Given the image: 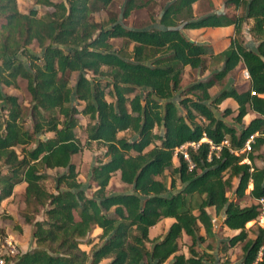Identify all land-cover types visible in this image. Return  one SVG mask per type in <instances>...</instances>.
Listing matches in <instances>:
<instances>
[{
  "label": "trees",
  "instance_id": "obj_1",
  "mask_svg": "<svg viewBox=\"0 0 264 264\" xmlns=\"http://www.w3.org/2000/svg\"><path fill=\"white\" fill-rule=\"evenodd\" d=\"M34 1L51 11L45 17L36 16L35 9L24 14L15 0H0V202L24 182V209L32 214L40 209L43 218L23 215L31 225L34 247L4 256L3 264H99L102 259H108L104 264H212L215 255L207 252L208 246L199 249L213 234L208 208L222 214L221 226L237 231L222 241L219 251L242 242L239 264H264V227L257 226L253 238L247 237L245 227L259 216L264 220V163H254L264 148V0H223L233 10L241 7L242 14L198 17L192 4L199 0H170L156 21L150 18L155 21L150 28L126 27L114 16L102 24L90 19L112 0ZM144 5L125 0L121 18ZM246 21L255 46H245L238 38ZM229 25L233 36L217 54L181 32ZM110 39L122 44L114 48ZM32 42L39 54L28 50ZM204 56L221 66L205 80L182 88L183 68H199ZM238 63L248 75L246 89L228 86L211 96L208 89ZM72 72L77 75L70 86ZM87 72L93 76L87 78ZM95 75L108 80L101 83ZM17 78L25 81L29 95L30 128L24 127L17 97L2 91L15 87ZM225 98L237 105L230 119L238 127L225 120L229 108L218 110ZM248 109L258 116L244 124ZM77 115L91 121L84 128L86 142L105 148L106 160L90 168L88 185L94 190L89 196L71 161L82 149L74 132ZM127 130L131 138L117 136ZM47 132L52 135L43 136ZM254 133L250 150L239 153ZM191 142L196 146L187 144ZM244 158L248 162H241ZM46 169H63L55 176V192L42 184ZM167 169L178 188L174 179L167 185L158 178ZM114 173L130 187L127 191L105 192ZM229 191L234 200L228 198ZM246 196L253 202L241 206L236 200ZM163 218L173 221L162 237L146 246L151 241L148 229ZM95 228L96 236L83 242ZM182 234L189 239L187 255L176 253ZM81 244L91 248L83 250Z\"/></svg>",
  "mask_w": 264,
  "mask_h": 264
},
{
  "label": "rangeland",
  "instance_id": "obj_2",
  "mask_svg": "<svg viewBox=\"0 0 264 264\" xmlns=\"http://www.w3.org/2000/svg\"><path fill=\"white\" fill-rule=\"evenodd\" d=\"M58 1V0H53ZM170 0H135L136 3H145L144 7L135 9L130 12V15L126 19H122L120 14L123 8V4L125 0H112L110 5L103 10L96 11L94 13H91L90 19L97 23H105L107 18L110 16H114L117 18V20L121 23H123L126 27H146L150 28L154 25L155 21L159 18L162 9L164 6L169 2ZM16 3V9L20 13L26 14L29 9H35L36 16L38 17H45L50 11V7H45L39 4H36L34 0H15ZM215 12V13H221L226 12L228 14H242V8L239 7L236 10H233L231 7H226L223 4V0H199L192 4V14L194 17H198L201 15H204L206 13ZM150 18L154 19L155 21H151ZM3 19L0 17V22H2ZM250 26V21H246L242 23L241 26V33L238 36V38L245 43L247 46L251 47L252 39H250L245 32H248V28ZM181 32H187L186 29H182ZM201 32H219L218 30L214 29H204ZM243 36H247L246 38ZM251 40V41H250ZM110 42L114 48H119L122 44L121 39H110ZM130 48V45H128V49ZM28 50L31 53L39 54L40 49L36 46L35 42H32L28 45ZM218 63L215 62L212 58L208 56H204L202 65L199 68H190L186 66L183 68L182 76L180 80V84L182 88L190 85L191 83H194L196 81H199L201 79H206L210 77L213 72L218 68ZM104 69V68H103ZM76 72H72L68 76V83L70 86H72L76 79ZM93 75L90 72L86 73L87 78H91ZM232 79H229L227 76L222 80V82H218L217 85L210 90L211 96H214L220 89L231 86L232 83H236L237 88H242L247 85L246 75L240 71V68L238 70L232 73L230 75ZM94 77H98L100 79L101 83H104L105 80H108L107 76L102 75H95ZM233 86V85H232ZM108 90V88H105V92ZM2 91L7 94L15 95L18 99V102L21 104L23 109V121H24V127L30 128V119L28 117V110L30 105L29 95L27 94V91L25 89V81L17 78L15 87H3ZM179 95V92L175 93V98ZM105 99L107 101L110 100V98L105 95ZM176 100V99H175ZM71 103H77L76 101L72 100ZM77 108L79 109L81 107V102L77 103ZM227 105H218V110H222V108L226 107ZM78 117V126L74 129L75 135L77 139L79 140L80 144L82 145V149L77 154H74L71 157V161L74 164V171L76 172V180L79 181L82 184V188L84 189L85 193L89 196L92 194L94 190V185L91 183V187L88 185L89 182V171L90 168L97 163L98 161H104L106 160V157H104V150L105 148L97 142H86V134L84 131L85 126L88 123H91V121L88 119L87 116L77 115ZM231 115L227 116L225 120L236 127H238L232 119H230ZM247 116L243 118L244 122L247 120ZM154 132H161V128H154ZM45 136V134L43 135ZM117 136H123L125 138H131L132 132L122 131L118 132ZM41 137V136H40ZM200 141H203L202 139ZM150 147V146H149ZM184 147L179 148V150H183ZM18 150V148H16ZM256 154V153H255ZM246 159H242L241 162H245ZM255 165L260 166L264 163V148H261L260 153L257 157V159L254 160ZM177 158L173 156L172 158V167L177 166ZM63 169H46L43 170V172L46 174V177L44 180H42V184L44 187L51 192H55L54 190V179L55 176L58 173H61ZM159 179L162 178L165 180L166 184H169V181L171 179L175 180V185L178 188V182L176 180L175 175L171 171V169L164 170L161 176L158 177ZM236 183V180H232V184ZM89 186V187H88ZM17 188V187H16ZM128 188H130L128 185H125L121 183L118 179V173H114L111 175V177L108 180V183L105 187L106 193H118L127 191ZM250 187L246 189L245 192L248 191ZM16 192H19V189H15ZM21 190V189H20ZM227 196L230 200H234V195L232 191L227 192ZM22 198L17 195L12 196L10 201L2 202L1 212H0V219H2V224L7 226L9 230L11 231H20V225L24 226L26 229L27 234V225H30L29 223H26L23 219V215H28L34 218V220H37L38 217L43 218L42 210H38L36 214H32L31 210L24 209V205L21 204ZM241 206L248 205L253 202L252 199L248 198V196L241 198L240 200H236ZM22 208V209H21ZM10 213H6L7 211ZM207 212L209 213L211 219H212V232L213 234L211 236H206L205 241L200 243L199 249H203L205 246H208L207 252L212 253L215 255L214 261L212 264H239L242 257V251H241V245L242 242L236 243L232 247H228L223 253L219 251V248L221 247L222 241H226L227 238L233 236L237 233V231L228 230L221 226V219L222 214L215 215L212 208H208ZM109 213L111 214L112 211L110 210ZM169 226V221L167 220H160L153 229H151L148 233V238L151 240L150 242H147L146 246H150L152 244V240L156 238L162 237V235L166 232L167 228ZM264 227V220H262V217H257L255 221H251L250 224L245 225L246 228H249L247 231V237L253 238L256 232V227ZM200 234H203L202 229L199 230ZM97 232H90L89 236L86 239L83 240H89L91 237H95ZM2 239V238H1ZM5 239V238H4ZM11 242L14 243L13 239H9ZM189 242L188 237L182 236L178 240L179 244V250L176 252L183 253L184 255H187L186 251V244ZM15 244V243H14ZM17 248V251L21 252L17 245H15ZM34 247V246H33ZM88 247V249H87ZM80 248L83 250H89L91 247L90 245H84L81 244ZM108 260V259H106ZM101 262H107L103 261Z\"/></svg>",
  "mask_w": 264,
  "mask_h": 264
},
{
  "label": "crops",
  "instance_id": "obj_3",
  "mask_svg": "<svg viewBox=\"0 0 264 264\" xmlns=\"http://www.w3.org/2000/svg\"><path fill=\"white\" fill-rule=\"evenodd\" d=\"M204 29H214V30H218L219 32H201V31H203ZM187 30V32H182L189 40H192V41H194V42H196V43H198V44H205V45H209L210 47H211V49H212V52H213V54H217V53H219L220 51H222L223 49H225L226 47H227V45L229 44V40H230V38L233 36V28H232V26L231 25H229V26H224V27H213V28H210V27H206V28H197V29H186ZM246 33V35L250 38V39H252V44H253V46H255V44H256V42L253 40V38H252V36H251V34L249 33V32H245ZM247 36H243V37H247ZM244 45L245 46H247L245 43H244ZM249 47V46H248ZM221 62H219L218 63V66L220 67L221 66ZM186 67V66H185ZM184 67V68H185ZM218 67V68H219ZM217 68V69H218ZM238 68H240V71H242V73H244L245 75H246V82L248 83V76H247V72H246V70L244 69V67H243V65L241 64V63H238L237 64V66L235 67V69L234 70H232L230 73H232V72H234L235 73V71L236 70H238ZM230 73L227 75L228 77H229V79H232L233 80V78L231 77V76H229L230 75ZM226 76V77H227ZM201 80H205V79H201ZM220 82H222V80L220 81ZM219 82V83H220ZM236 83H232V85L233 86H235L236 87V85H235ZM217 84H215V85H213V86H211L209 89H208V93L210 94V90L211 89H213L215 86H216ZM231 85V86H232ZM239 89H241V90H245L246 89V86H244V87H242V88H239ZM211 95V94H210ZM261 97H264V94H262V95H260ZM220 105H227L226 107L227 108H229L232 112H231V116H233V115H235V113H236V107H237V105H236V103L231 99V98H225V99H223L221 102H220V104H219V106ZM226 107H224V108H226ZM224 108H222V109H224ZM245 117L247 116L248 118H247V120H246V122H244V120H243V118H242V121H243V123L244 124H246V123H248V121L250 120V119H252V118H254V117H256V116H258L255 112H253V111H251V110H249L248 109V111H247V113L244 115ZM52 135V133H50V132H47V133H45V137H50ZM24 186H25V183L24 182H21V183H18V184H16L14 187H13V189H12V193H11V195L9 196V197H7V198H5V199H3L1 202H0V212L2 211L1 210V205H2V202L3 201H5V203L7 202V201H10V199L12 198V196H14V195H17L18 196V194H19V197L20 198H22V193H23V189H24ZM17 187V188H16ZM249 187H250V185H249ZM15 189H19L18 191L19 192H16V190ZM21 189V190H20ZM21 204L22 205H24L23 204V201L21 200ZM22 209V208H21ZM7 211V210H6ZM6 213H10L9 211H7ZM40 219H42L41 217H38L37 218V220H40ZM167 220V221H169V224L173 221V219L172 218H163V219H161V220ZM2 219H0V229H2L3 230V233H4V238L5 239H13V241H14V243H15V245H17V247L19 248V250L21 251V252H24V251H27V250H29V249H31L33 246H34V243H33V241H32V239H31V225H27V234H26V232H24V231H26V229L24 228V226H19L20 227V230H21V232L20 231H11V230H9V228L7 227V226H5L4 224H2ZM159 222V221H158ZM157 222V223H158ZM156 223V224H157ZM155 224V225H156ZM155 225L154 226H152V227H150L149 229H148V233H149V231L151 230V229H153L154 227H155ZM225 228V227H224ZM227 229V228H226ZM228 230H230V229H228ZM233 231H236V230H233ZM93 232H99V229H97V228H95L94 230H93ZM182 236H185L184 234H182ZM187 237V236H186ZM94 241H96V240H94ZM87 249H88V247H87ZM107 261L106 259H103V261ZM105 262H101V264H104Z\"/></svg>",
  "mask_w": 264,
  "mask_h": 264
},
{
  "label": "built area",
  "instance_id": "obj_4",
  "mask_svg": "<svg viewBox=\"0 0 264 264\" xmlns=\"http://www.w3.org/2000/svg\"><path fill=\"white\" fill-rule=\"evenodd\" d=\"M248 76V75H247ZM250 94H254L253 91H250ZM256 133L251 134L248 136V138L244 141L241 149L238 151L239 153H246L250 150V142L253 139V136H255ZM225 143V141H224ZM188 145L195 147L196 144L194 143H187ZM182 148V147H180ZM237 151H234L235 154L238 153ZM185 156V155H184ZM245 162H248L246 159ZM18 253L17 248L13 242H11L9 239L0 238V264H3L4 256H14Z\"/></svg>",
  "mask_w": 264,
  "mask_h": 264
},
{
  "label": "bare ground",
  "instance_id": "obj_5",
  "mask_svg": "<svg viewBox=\"0 0 264 264\" xmlns=\"http://www.w3.org/2000/svg\"><path fill=\"white\" fill-rule=\"evenodd\" d=\"M248 224H250V223H248Z\"/></svg>",
  "mask_w": 264,
  "mask_h": 264
},
{
  "label": "water",
  "instance_id": "obj_6",
  "mask_svg": "<svg viewBox=\"0 0 264 264\" xmlns=\"http://www.w3.org/2000/svg\"><path fill=\"white\" fill-rule=\"evenodd\" d=\"M190 41H192V40H190Z\"/></svg>",
  "mask_w": 264,
  "mask_h": 264
}]
</instances>
